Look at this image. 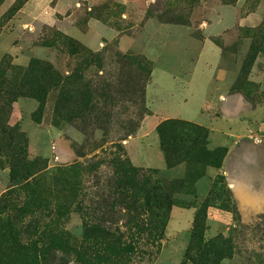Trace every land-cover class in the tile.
<instances>
[{
	"label": "rangeland",
	"instance_id": "374dc122",
	"mask_svg": "<svg viewBox=\"0 0 264 264\" xmlns=\"http://www.w3.org/2000/svg\"><path fill=\"white\" fill-rule=\"evenodd\" d=\"M9 219L30 264H264V0H0Z\"/></svg>",
	"mask_w": 264,
	"mask_h": 264
},
{
	"label": "trees",
	"instance_id": "16d2710c",
	"mask_svg": "<svg viewBox=\"0 0 264 264\" xmlns=\"http://www.w3.org/2000/svg\"><path fill=\"white\" fill-rule=\"evenodd\" d=\"M199 128V127H198ZM199 130L205 131L202 128ZM223 155L221 158V162L216 164V168L221 169L222 163L225 157L228 154L227 150H223ZM206 155V154H205ZM210 155V154H208ZM207 156V155H206ZM222 178V177H220ZM201 218V214L196 215V221ZM9 224L0 228L2 234H0V264H13V260H15L14 264H30V246L28 243L24 242L21 237V233H23L22 228H18L17 225L13 222V220L9 219ZM151 235V234H150ZM77 253V264H101L102 255L98 251H94L91 253L90 251H78Z\"/></svg>",
	"mask_w": 264,
	"mask_h": 264
},
{
	"label": "crops",
	"instance_id": "0c3cea01",
	"mask_svg": "<svg viewBox=\"0 0 264 264\" xmlns=\"http://www.w3.org/2000/svg\"><path fill=\"white\" fill-rule=\"evenodd\" d=\"M183 113V115L182 116H180V118H183V119H187V120H190V121H193V122H195V123H197L198 125H201V126H206V127H209V126H211L212 125V122H211V120L209 119V117L208 116H206V115H203L201 112H200V110H196V111H184V112H182ZM226 163H227V161L225 162V167H226ZM157 167H163V166H165V162L162 160V158L160 157V159L157 161ZM218 173V172H217ZM239 184H235V185H233V189H234V191H235V193H236V195H237V197H238V199L239 198H241V197H243L244 195H242V193H243V190H242V188H240L239 186H238ZM193 216H194V212H191V214H190V217H191V224H192V220H193ZM191 224H189V228H190V226H192Z\"/></svg>",
	"mask_w": 264,
	"mask_h": 264
}]
</instances>
